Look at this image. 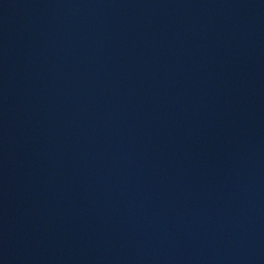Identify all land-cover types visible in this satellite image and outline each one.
<instances>
[{
    "label": "water",
    "instance_id": "95a60500",
    "mask_svg": "<svg viewBox=\"0 0 264 264\" xmlns=\"http://www.w3.org/2000/svg\"><path fill=\"white\" fill-rule=\"evenodd\" d=\"M0 264H264V0H0Z\"/></svg>",
    "mask_w": 264,
    "mask_h": 264
}]
</instances>
